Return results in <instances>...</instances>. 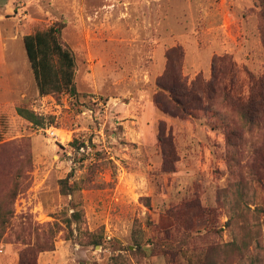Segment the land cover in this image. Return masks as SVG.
I'll list each match as a JSON object with an SVG mask.
<instances>
[{"label":"rangeland","instance_id":"1","mask_svg":"<svg viewBox=\"0 0 264 264\" xmlns=\"http://www.w3.org/2000/svg\"><path fill=\"white\" fill-rule=\"evenodd\" d=\"M17 4L14 44L0 48L17 71L0 79V264H264V109L248 101L250 77L264 78L255 0ZM53 23L74 55L76 97H40L26 58L23 36ZM175 47L185 83L213 84L199 106L209 111L156 110Z\"/></svg>","mask_w":264,"mask_h":264},{"label":"trees","instance_id":"2","mask_svg":"<svg viewBox=\"0 0 264 264\" xmlns=\"http://www.w3.org/2000/svg\"><path fill=\"white\" fill-rule=\"evenodd\" d=\"M255 2L259 8L264 32V0H255ZM62 27L61 23H53L22 38L26 58L40 97L62 93L73 97L78 96L74 84V55L60 40ZM182 56L183 53L179 47L170 50L166 54L164 72L155 83L157 92L152 102L157 111L170 119L178 116L182 118L191 117L197 111H209V107L201 109L199 106L202 105L204 98L208 99L210 93L214 92L213 84L202 85L199 82H193L188 85L183 81L180 70ZM250 79L251 89L248 101L264 109V78L251 76ZM220 93L223 92L220 91ZM16 112L20 117L34 125L38 124L37 117L33 112L23 107H18ZM225 131L229 133L232 129L226 127ZM160 140L164 144V139L160 138ZM69 146L72 150L78 151L83 147V142L79 139H73ZM68 188H71L69 190L71 191L73 187L69 186ZM67 193L64 188L62 194ZM73 217L77 218L78 214L73 213Z\"/></svg>","mask_w":264,"mask_h":264},{"label":"crops","instance_id":"3","mask_svg":"<svg viewBox=\"0 0 264 264\" xmlns=\"http://www.w3.org/2000/svg\"><path fill=\"white\" fill-rule=\"evenodd\" d=\"M17 3L18 0L0 1V48L7 49L11 46V43L14 44L13 41L16 35V26L18 24L17 20L19 19V16H21V13L24 12L25 8L23 7L22 10L18 9ZM15 59V57H11L7 53L0 55V79L11 80L15 78L17 71L14 69L15 66L13 68L11 64V61L15 64ZM1 100L2 99H0V102Z\"/></svg>","mask_w":264,"mask_h":264}]
</instances>
